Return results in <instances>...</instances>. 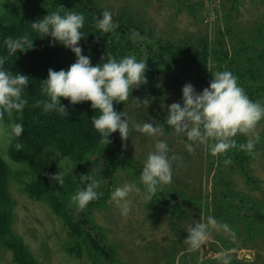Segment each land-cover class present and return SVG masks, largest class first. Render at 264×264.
<instances>
[{
    "label": "rangeland",
    "instance_id": "obj_1",
    "mask_svg": "<svg viewBox=\"0 0 264 264\" xmlns=\"http://www.w3.org/2000/svg\"><path fill=\"white\" fill-rule=\"evenodd\" d=\"M100 9L109 10L113 22L132 23L153 34L162 45L176 49L187 48L193 53H210V66L219 70L232 69L231 59H236L240 73L253 65L249 56L258 57L264 49V0H95ZM63 10H73L61 5ZM49 0H0V25L9 18H28L32 22L41 20L54 11ZM247 51L238 55L239 50ZM218 52L227 53L228 62L217 59ZM216 53V54H215ZM264 70V64H263ZM229 71V70H228ZM175 75L171 78L174 79ZM176 79V78H175ZM179 84H167L168 79L154 75L149 83L132 92L126 102L124 113L130 126L148 122L162 128L163 135L147 136L130 127L129 136L122 140L126 158L142 168L143 160L152 150L157 139L165 140L171 161V181L164 186L167 191L182 193L179 197L185 215L174 226L178 213L167 208L164 194L156 192L145 199L143 186L139 184L133 170L109 166L111 185L106 190L105 180L100 174L98 191L101 199L87 205L94 229L105 243L114 250L124 264H198L201 261L230 255L243 264H264V225L255 220H246L234 208L224 207L220 197L234 193L245 204L255 202L264 212V120L247 134L237 133L232 139L238 144L259 137L254 155H248L247 169L254 180L250 183L242 173L232 149L213 157L206 145L194 144L189 153L182 143L183 135L176 134L164 119L167 106L182 103V87L190 83L197 93L208 87L187 73L179 75ZM247 95V94H246ZM264 103V90L260 91ZM248 96V95H247ZM149 99L148 107L137 108L135 100ZM7 113V112H6ZM7 119L0 118V159L10 168L9 194L13 200V232L20 236L39 264H105L90 252L83 235H75L42 199L31 197L25 191V183L31 181V170L27 163L14 162L8 148L12 140L10 124L15 123L12 113ZM123 119V118H122ZM59 155V156H57ZM49 158L58 169L72 177L78 187L80 176L87 175L96 163H78L58 152ZM230 159V164L224 160ZM61 161V162H60ZM60 163V164H59ZM134 186L126 201L117 203L111 198L116 187ZM164 196V198H163ZM191 196L193 201L185 200ZM200 197V199H199ZM128 208L122 215L121 209ZM213 216L217 226L209 229V236L201 248L188 251L183 243L186 229L202 217ZM77 218V216H75ZM75 218V219H76ZM227 225V230L222 226ZM80 251L75 250L76 244ZM250 258V259H249ZM0 264H16L12 253L0 246Z\"/></svg>",
    "mask_w": 264,
    "mask_h": 264
},
{
    "label": "trees",
    "instance_id": "obj_2",
    "mask_svg": "<svg viewBox=\"0 0 264 264\" xmlns=\"http://www.w3.org/2000/svg\"><path fill=\"white\" fill-rule=\"evenodd\" d=\"M49 1L57 8L61 5L72 6L76 12L84 15L85 21L81 30L84 33V38L79 42V46L82 48V54L89 57L92 65L100 63L101 58H106V56L119 59L127 55H135L138 60H146V83H149L154 75L158 74L162 78L168 79L169 86L175 83L178 85L180 83L178 76L187 73L193 74L198 82L208 85L212 79L211 73L221 71L210 66L211 51L206 49L208 48L207 44L202 53H193L187 48L167 47L162 45L153 34L132 23H119L110 33L98 32L94 24L95 19L99 18L101 13L95 0ZM30 23L32 21L28 18L12 17L0 25V56L6 57L4 68L30 79L28 88L23 94V98L27 101L23 110L19 114L12 112L13 120L15 123L22 124L23 131L19 137L12 134L8 154L14 162H25L29 166L31 181L25 183L24 188L31 197L42 199L59 217L64 219L73 234L83 235L90 252L103 260L105 264H124L117 253L105 243L94 229L87 206L84 209H79L71 202L70 197L78 188L72 177L64 173L62 184L55 180L51 181L50 177L57 174L60 169L48 155L51 152H58L62 156L82 164L99 162L103 170L106 190L111 185L109 166L130 169L137 175H140L142 168L135 161L126 158L123 145L118 138V132L111 134L107 145L100 143L99 134L92 128L90 121L99 113L91 109L90 102L70 105L66 99L62 98L61 103L68 112L63 115L56 112L44 114L41 106H37V101L45 99L42 81L47 78L48 70H67L69 65L75 62V55L61 45L50 47L48 40L44 39L45 37L31 30ZM132 31L138 32L145 39L133 41ZM26 32L30 33V38L34 42L33 48L30 50L25 46L23 49L25 52L8 56L3 44L5 38H15ZM261 49L260 56L256 58L249 56L248 60L253 67L246 72L242 67L241 77L233 69L240 67L236 59L229 61L232 69H228L237 77L239 86L243 88L249 99L258 102L262 100L260 91L264 90L262 67L264 49ZM246 54L247 51L241 49L236 57ZM216 56L221 62L229 60L227 53L218 52ZM174 75L175 77L172 79L171 77ZM126 102L119 105L114 103V110L123 111ZM6 117L7 113L0 111V118L6 120ZM17 143L21 145L19 149L16 148ZM237 145L239 144L237 143ZM232 151L242 173L250 183H253L254 180L250 177L247 169L249 154L240 150L238 146L232 148ZM10 175L9 166L0 159V246L11 251L16 264H39L22 238L16 235L12 229L14 204L8 191ZM159 193L168 195L165 197V203L167 208L178 213V217L173 221L174 226H178V222L185 215L179 197L186 195L167 191L164 188ZM238 196L231 192L225 193L220 197V201L225 205L224 207L234 208L246 220L252 219L264 225L262 208L248 198L247 201L250 203L245 204L243 199ZM101 198L103 196H99L97 200ZM184 199L194 200L191 196L184 197ZM75 250L80 251L78 243ZM227 256L231 258L230 264H243L235 257ZM221 260L222 257L201 261L198 264H221Z\"/></svg>",
    "mask_w": 264,
    "mask_h": 264
},
{
    "label": "clouds",
    "instance_id": "obj_3",
    "mask_svg": "<svg viewBox=\"0 0 264 264\" xmlns=\"http://www.w3.org/2000/svg\"><path fill=\"white\" fill-rule=\"evenodd\" d=\"M58 7L49 12L41 20L30 23L31 30L48 40L49 46L61 45L75 55V62L67 70H48L47 78L42 81V91L45 99L37 101L42 112H56L63 115L67 112L61 103L62 98L70 105L90 102V107L99 115L92 117V128L99 134L100 143L108 144L112 133L118 132L121 139L129 136L130 127L139 134L147 136L163 135L160 126L143 122L130 126L124 111L114 110V103L125 104L130 99L133 90L146 83V60L137 59L135 55H127L119 59L111 56L101 58V62L92 65L88 56L82 54L79 42L84 38L81 31L84 26V15L73 10H63ZM98 32L110 33L116 28L112 13L103 10L95 19ZM133 41L144 40L138 32L132 31ZM43 40V39H41ZM30 33L18 37H8L3 41L8 56L25 52L27 46L33 48ZM6 57L0 56V111L19 114L26 104L23 94L29 85V77L13 73L4 68ZM208 69V68H207ZM209 70V69H208ZM212 79L208 87L197 93L190 83L182 87V103L174 102L167 106L165 124L176 134H182L184 147L191 153L194 144L206 145L213 157L238 148L249 155H254L255 144L259 137L247 139L237 145L232 139L237 133L247 134L254 130L261 120H264V103L250 100L239 86L237 77L228 70L211 73ZM137 108L148 107L149 99L134 101ZM68 113V112H67ZM123 118V119H122ZM11 133L19 137L23 131L21 123L10 124ZM21 145L16 144L19 149ZM169 148L165 140L157 139L152 150L143 160L138 182L143 186L145 199L160 191L171 181V161L175 156H169ZM56 154V153H55ZM57 155V154H56ZM59 156V155H57ZM61 162V161H60ZM224 163L230 164V159ZM60 164V163H59ZM87 175H81L79 180L83 187H78L70 197L71 202L79 209L99 198L102 167L96 163ZM64 171L51 176L50 179L62 184ZM134 186L124 184L116 187L111 198L117 203L126 201ZM128 208L121 209V214H127ZM217 226L215 217L209 215L189 226L187 237L183 243L188 251L201 248L209 236V229ZM227 230V225L222 226ZM230 257L222 256L221 264H230ZM250 259V258H249Z\"/></svg>",
    "mask_w": 264,
    "mask_h": 264
}]
</instances>
